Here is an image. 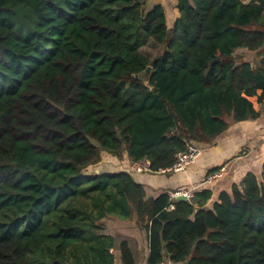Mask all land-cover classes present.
Segmentation results:
<instances>
[{
  "label": "trees",
  "instance_id": "16d2710c",
  "mask_svg": "<svg viewBox=\"0 0 264 264\" xmlns=\"http://www.w3.org/2000/svg\"><path fill=\"white\" fill-rule=\"evenodd\" d=\"M177 9L170 27L160 3L0 0V264H115L108 215L148 233L147 264H264V162L212 205L87 172L106 152L157 173L264 111V0Z\"/></svg>",
  "mask_w": 264,
  "mask_h": 264
},
{
  "label": "crops",
  "instance_id": "0c3cea01",
  "mask_svg": "<svg viewBox=\"0 0 264 264\" xmlns=\"http://www.w3.org/2000/svg\"><path fill=\"white\" fill-rule=\"evenodd\" d=\"M248 2L249 0H244ZM162 4L166 9L167 23L170 27L174 25L179 16L177 0H154L148 4L150 9L154 4ZM250 61L254 58V52L247 49H240ZM256 109H260L257 96L251 97ZM199 154L195 161L189 164L184 170L171 172H142L136 171L131 167L132 161L124 159L120 162L117 157L111 154H104L105 160L110 159V170L102 167L98 172L127 171L145 186L147 195L157 197L161 193L171 192L180 188L193 189V191L209 188L213 191V198L210 205L217 199L218 194L223 190H228L233 184H238L249 172L259 173L264 162V111L256 120L243 122H232L228 130L211 144H197ZM119 161V162H118ZM121 163V164H120ZM115 164L119 169L112 171ZM221 166L225 168L224 177L212 184L205 182L211 170ZM121 168V169H120ZM150 173V174H149ZM102 232L115 238L116 247L113 249L115 254V264L121 263L118 245L127 240L136 264H147L149 257V236L145 230L140 229L131 220H120L108 215L102 219ZM165 264H173L169 260Z\"/></svg>",
  "mask_w": 264,
  "mask_h": 264
},
{
  "label": "built area",
  "instance_id": "2783aa9c",
  "mask_svg": "<svg viewBox=\"0 0 264 264\" xmlns=\"http://www.w3.org/2000/svg\"><path fill=\"white\" fill-rule=\"evenodd\" d=\"M153 1L154 0H141L145 8H147V5ZM198 154H199V150L195 146H189L186 150L177 153L176 161L171 167L161 169L159 172L184 170L189 164L195 161ZM131 167L136 171H142V172L151 171L150 161L148 159H144L138 162H132ZM224 174H225V168L222 167L218 171L208 174L205 182L207 184H212L216 180L222 178ZM169 195H170V199H175L178 196L184 195L186 197V200H190V201L194 200L193 189L180 188L178 190L169 192ZM171 208H174V206L172 205ZM161 264H165V263L162 262Z\"/></svg>",
  "mask_w": 264,
  "mask_h": 264
},
{
  "label": "rangeland",
  "instance_id": "374dc122",
  "mask_svg": "<svg viewBox=\"0 0 264 264\" xmlns=\"http://www.w3.org/2000/svg\"><path fill=\"white\" fill-rule=\"evenodd\" d=\"M148 7V6H147ZM151 8V7H150ZM148 9V8H147ZM139 77L141 78V79H143V80H145V81H147L146 80V77H145V75H144V73L143 74H141V75H139ZM103 154H106V152H103ZM108 158V160H105V163H104V161L103 162H101L100 164H98V165H96V166H90L88 169H87V172H89L90 174H94V173H96L98 170H101V168L102 167H106V168H108L109 170H110V168H111V166H110V164L112 163V160L111 161H109L110 159H115V158H113L112 156H108L107 157ZM115 161V160H114ZM116 162V161H115ZM119 162V161H118ZM121 162V161H120ZM121 164V163H120ZM118 166H119V164H118ZM116 164H115V166H113L114 168H112L111 170L112 171H114V170H117V169H119V167H118ZM121 169V168H120ZM150 174V173H149ZM224 177V176H223ZM222 177V178H223ZM222 178H220V179H222ZM220 179H218V180H220ZM218 180H216V181H218ZM114 217H116V216H114ZM116 218H118V217H116ZM120 220H123V219H121V218H119ZM128 220H131L132 222H134V224L136 225V223H135V221H134V219H128ZM137 226V225H136ZM179 264H185V263H179Z\"/></svg>",
  "mask_w": 264,
  "mask_h": 264
},
{
  "label": "water",
  "instance_id": "95a60500",
  "mask_svg": "<svg viewBox=\"0 0 264 264\" xmlns=\"http://www.w3.org/2000/svg\"><path fill=\"white\" fill-rule=\"evenodd\" d=\"M151 72H152V66H148L146 68L145 72H143L145 77H146V79L150 76ZM177 199L178 200H186V197L184 195H181V196H178Z\"/></svg>",
  "mask_w": 264,
  "mask_h": 264
}]
</instances>
